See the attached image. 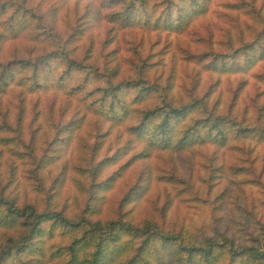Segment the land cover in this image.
Wrapping results in <instances>:
<instances>
[{"label": "trees", "instance_id": "16d2710c", "mask_svg": "<svg viewBox=\"0 0 264 264\" xmlns=\"http://www.w3.org/2000/svg\"><path fill=\"white\" fill-rule=\"evenodd\" d=\"M0 264H264V0H0Z\"/></svg>", "mask_w": 264, "mask_h": 264}]
</instances>
